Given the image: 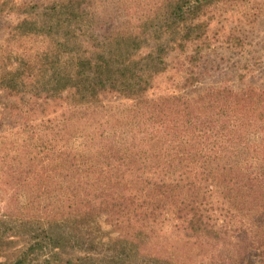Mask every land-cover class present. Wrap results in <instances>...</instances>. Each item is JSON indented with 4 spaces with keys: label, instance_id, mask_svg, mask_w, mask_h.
Segmentation results:
<instances>
[{
    "label": "trees",
    "instance_id": "trees-1",
    "mask_svg": "<svg viewBox=\"0 0 264 264\" xmlns=\"http://www.w3.org/2000/svg\"><path fill=\"white\" fill-rule=\"evenodd\" d=\"M218 1L157 0L128 29L105 27L100 0H0V16H18L0 91L23 99L29 120L2 145L27 168L44 150L63 172L62 209L31 225L21 264H264V90L198 92V74L184 71L175 88L193 96L147 95L168 53L204 40ZM124 2L113 1L116 16ZM109 95L130 102L122 124ZM52 103L93 127L78 151L55 152V122H34Z\"/></svg>",
    "mask_w": 264,
    "mask_h": 264
},
{
    "label": "rangeland",
    "instance_id": "rangeland-1",
    "mask_svg": "<svg viewBox=\"0 0 264 264\" xmlns=\"http://www.w3.org/2000/svg\"><path fill=\"white\" fill-rule=\"evenodd\" d=\"M12 1L21 5L42 4L49 0ZM106 1L107 4L100 0L105 17L110 19L105 27L123 24L128 29L143 24L147 11L157 2L125 0L124 14L116 16L111 6L115 0ZM94 7L97 10L98 4ZM17 17L13 13L0 16V57H4L8 47L11 50L8 32ZM203 19L206 24L204 40L188 44L183 52L173 50L168 53L166 69L154 78L152 88L147 93L149 99L179 98L183 94L193 96L191 91L183 92L175 88L184 71L198 74V92L222 87L232 89L237 98V93L244 89L264 90V0L218 1L211 4ZM189 59L194 62H189ZM103 103L112 109L120 124L124 123L121 115L129 110V101L109 95L103 99ZM66 111L63 103H52L51 107L37 112L34 117L35 123L38 119L42 120L43 127H48L44 123L46 118L55 122V130L59 129L55 136L58 139L55 152L60 149L58 146L78 151L83 139L93 136V127L66 118ZM27 118L24 100H16L0 91V216L7 214L1 218L5 226L0 227V264H21L27 243L30 242L28 235L32 231L31 225L45 222L51 213L63 206L57 193L62 185L63 172L44 163L47 158L44 150L39 151L37 162L33 163L35 166L27 168V164H22L26 161L18 151L9 145H2V140H9V134L16 131L20 124L29 123ZM16 184L19 187H15ZM37 187H41V190L36 191ZM24 204L27 206L24 207ZM81 252L82 248L66 249L62 257L68 258ZM27 264L39 262L31 260Z\"/></svg>",
    "mask_w": 264,
    "mask_h": 264
},
{
    "label": "water",
    "instance_id": "water-1",
    "mask_svg": "<svg viewBox=\"0 0 264 264\" xmlns=\"http://www.w3.org/2000/svg\"><path fill=\"white\" fill-rule=\"evenodd\" d=\"M18 262V261H17ZM15 264H17V263H15Z\"/></svg>",
    "mask_w": 264,
    "mask_h": 264
}]
</instances>
